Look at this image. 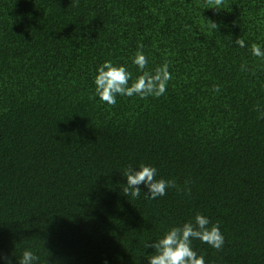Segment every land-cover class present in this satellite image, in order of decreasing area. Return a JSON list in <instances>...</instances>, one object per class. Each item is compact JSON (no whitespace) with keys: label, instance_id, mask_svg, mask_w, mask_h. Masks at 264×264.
<instances>
[{"label":"trees","instance_id":"obj_1","mask_svg":"<svg viewBox=\"0 0 264 264\" xmlns=\"http://www.w3.org/2000/svg\"><path fill=\"white\" fill-rule=\"evenodd\" d=\"M253 44L264 51V0H0V264L25 250L34 264H149L145 244L197 213L225 237L220 250L192 240L206 264H264ZM137 51L147 71L170 62L166 92L100 100L98 67L125 66L130 85ZM141 164L178 187L126 196Z\"/></svg>","mask_w":264,"mask_h":264},{"label":"clouds","instance_id":"obj_2","mask_svg":"<svg viewBox=\"0 0 264 264\" xmlns=\"http://www.w3.org/2000/svg\"><path fill=\"white\" fill-rule=\"evenodd\" d=\"M208 7L219 11L223 8L224 0H206ZM212 29L218 30L216 22L208 20ZM235 43L245 47L243 39L237 38ZM142 49L143 45H138ZM254 56L264 58V51L257 44L251 46ZM133 63L143 70L134 82L129 85L132 73L123 65H114L111 61H104L98 67L95 76V92L100 100L109 105L116 104V96H138L146 99L149 96L160 97L166 92L168 82L172 79L169 71V61L157 67L154 72L145 70L148 60L142 51H137ZM244 66L242 65V70ZM213 90L219 92V85H214ZM124 176L127 177V186L123 193L132 197H139L140 185L148 188L146 193L149 198L155 199L166 195L170 187H178L174 180L157 179V169L151 165L141 164L139 170H134L131 165L126 169ZM199 239L220 250L225 243V237L220 230L219 224H212L208 217L197 213L195 222H186L182 226L170 228L162 238L155 242L146 243V248H153L154 254L147 259L149 264H206L203 255H198L192 248V240ZM7 261V258H4ZM38 257L30 250L23 251L19 258V264H34ZM7 264H11L7 261Z\"/></svg>","mask_w":264,"mask_h":264}]
</instances>
